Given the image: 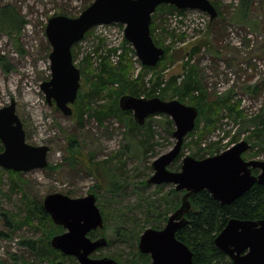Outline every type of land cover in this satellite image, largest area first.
Here are the masks:
<instances>
[{"label":"rangeland","instance_id":"rangeland-1","mask_svg":"<svg viewBox=\"0 0 264 264\" xmlns=\"http://www.w3.org/2000/svg\"><path fill=\"white\" fill-rule=\"evenodd\" d=\"M212 1L220 5L222 13V17L212 22L209 15L199 11H186L184 14L176 11L172 14L163 11L159 13V16L167 20L162 28L169 34L175 33L176 37L173 47L176 62L163 75L166 81L172 76H179L180 84L190 62L198 67L208 100L230 98L233 113L230 114L227 107L224 108L218 128L204 141L202 149L219 142L223 152L234 143L232 138L238 136L240 141L237 143L246 141L251 145V149L244 153V160L264 162V133L263 137H257L255 133L264 132V0H252L248 16H243L244 13L240 10L241 0ZM93 2L94 0H0V13L3 8H13L25 22L19 34L13 32L9 35L0 29V57H4L10 66L9 72H6L0 63V108L15 101L16 112L26 131L27 143L48 146L51 150L48 155L49 166L43 170L22 173L20 181H17L18 188L12 190L13 183L7 175L3 180L1 210L10 217L19 216L17 223H14L15 227L10 226L7 223L9 218L0 211V232L8 236L0 239V260L7 264H48L38 260L22 244L26 239L45 240L48 231L36 228L40 227L38 221L34 222V227H17L26 216L25 210H21L24 194L28 199L37 201H44L47 195L54 193L71 198H84L94 194L98 197V207L109 212L110 220L100 231L104 230V237L108 242L112 241V244L97 250L91 257H110L126 264L138 245L133 240H126L117 231L125 225L127 230H131L139 223L136 231L141 236L155 224L157 213H153V205H156L158 212L166 210L161 198L169 195L175 188L174 185L164 184L158 190L159 186L147 183L154 174V161L168 153L176 143L173 135L162 127L166 115L157 114L147 119L144 126L151 124L152 136L145 131L130 133L128 125L132 120L135 122L132 112L123 122L108 118L100 125L88 115L80 122L74 115V105L72 116H66L47 103L41 90V85L51 78L50 60L46 54L48 46L51 48L46 36L48 20L53 16L63 15L62 13L76 18ZM124 28L123 25L116 24L100 30L93 29L75 44V66L81 71L86 57H89L91 62L94 61L93 69L96 70L102 63L100 57L108 55V62L117 67L121 60L115 64L112 58L114 54L111 52L113 48H121L120 57L128 50L134 68L132 75L137 76L143 65L136 58V53L124 42L126 39L123 37L121 40L120 32ZM181 35L185 37L181 39ZM15 38L21 44L23 52L17 50ZM195 47L199 52L189 61ZM150 78L151 74L148 76ZM83 82L81 77V84ZM173 100L180 101L177 98H168L166 101ZM183 104L191 106L186 102ZM204 128L202 124L200 131ZM174 130L175 125L172 131ZM71 139L77 142V162L71 160ZM192 139L189 137L184 141L186 156L195 153ZM92 164L95 166V173L90 171ZM95 164H100L99 169ZM112 183L116 184L115 187ZM148 201L152 204L151 208ZM171 214L173 213L169 215ZM162 226L165 227L166 224Z\"/></svg>","mask_w":264,"mask_h":264},{"label":"water","instance_id":"water-1","mask_svg":"<svg viewBox=\"0 0 264 264\" xmlns=\"http://www.w3.org/2000/svg\"><path fill=\"white\" fill-rule=\"evenodd\" d=\"M161 5L199 11L209 15L211 21L219 15L210 0H94L76 18L64 15L50 18L46 36L51 45V78L41 85L47 103L64 115L72 116V105L81 87V71L74 64L72 48L100 25H123L125 39L132 45L141 64L155 68L165 54L151 35L152 15ZM119 107L122 111L132 112L139 126H144L150 116L164 114L170 117L175 125L173 137L176 143L168 153L154 161V174L148 184L174 185L176 191L185 192L181 207L169 217L163 229L150 228L141 235L139 251L150 256L151 261L147 264H193V252L176 237L187 223L190 197L205 190L220 204L230 205L255 184L264 186V162L244 160L243 154L251 149V145L241 141L229 150L203 160L185 157L180 171H171L169 167L180 155L185 138L195 129L198 108L177 100L167 102L160 98L145 99L130 95L121 97ZM0 142L4 147L0 152V168L26 173L49 166L50 147L27 143L15 101L0 108ZM253 170L259 173L254 175ZM43 205L53 223L66 230L51 240L52 248L76 258L79 264H121L110 257H91L108 245L106 238L93 240L88 236L105 227L94 194L84 198L49 194ZM215 246L233 264H264V220L231 219L215 239Z\"/></svg>","mask_w":264,"mask_h":264},{"label":"trees","instance_id":"trees-1","mask_svg":"<svg viewBox=\"0 0 264 264\" xmlns=\"http://www.w3.org/2000/svg\"><path fill=\"white\" fill-rule=\"evenodd\" d=\"M211 3L216 7L218 11V17H222L220 11V5L210 0ZM252 0H241L240 10L244 13L243 16H248ZM88 7V6H87ZM86 7V8H87ZM85 8V9H86ZM163 11L168 14L178 12L184 14V10H177L175 7L170 5H161L157 8L155 14L152 15L151 23V35L155 44L165 50L164 56L155 68H149L142 66L137 76H133V65L132 59L128 55V50L122 54L119 61V66L115 67L108 62L109 56H101L102 63L93 69V62L89 57H86L84 65L81 68V77H83V83L81 84L78 98L74 104V115L78 117L80 122L84 121L85 116L94 118L100 125H103L105 120L108 118H115L120 122L128 119L127 116H131V112L122 111L119 107V99L125 95H130L137 98H160L166 101L168 98L178 99L180 102L195 106L199 110V115L196 120V126L194 131L189 133L186 141L189 137L192 139V145L195 146V153L191 154V157L197 160H203L208 157H212L220 154V143H211L206 149H202L201 145L204 141L213 134L218 128L222 120V111L227 107L229 113H233L234 108L229 104L230 98H217L215 101L208 100L207 94L205 93L204 86L200 80L198 67L193 66L188 62V68L183 82L179 84V76H172L169 80H165L163 75L167 71V68L176 62V55L173 47L175 45V33L169 34L163 24L167 23L166 18L159 16V13ZM66 16L64 13H62ZM57 16V15H56ZM218 19V18H217ZM215 19V20H217ZM212 22V21H211ZM24 20L19 16L13 8L6 7L1 10L0 13V29L12 35L13 32L19 34L24 28ZM90 34V33H88ZM88 34L86 36H88ZM185 37L181 35V39ZM17 50L23 52L22 46L18 39H14ZM170 41V42H169ZM129 45L127 40H124ZM75 46L72 48L73 59L75 63ZM112 51V50H109ZM198 48L195 47L190 55L189 61L198 53ZM51 53V48H47V56ZM111 53L116 54V50ZM134 53V50H133ZM0 63L6 72H9L10 66L4 57H0ZM151 74V78L148 76ZM117 85V87L115 86ZM172 93V94H170ZM240 114V113H239ZM241 115V114H240ZM153 116H150L151 118ZM162 127L168 133L173 135V121L170 117L165 116ZM130 120H132L130 118ZM204 124V129L200 131V126ZM129 132L134 131L140 132L145 131L149 136H152L153 129L151 124L146 126H139L136 122H130ZM257 137L262 136L264 132H255ZM238 136L232 138L234 143L238 142ZM240 141V140H239ZM77 142L74 139L69 141V149L72 154V159L75 162L78 161V151L76 150ZM233 143V144H234ZM186 144H183L182 151L177 157L175 162L169 167L171 171L178 172L181 169L182 160L187 157L185 155ZM4 150L2 143L0 142V152ZM204 151L201 153V151ZM245 158V154L243 155ZM74 162V161H73ZM98 169L100 164H95ZM94 165L92 164L91 173H95ZM54 169V167L52 168ZM258 170H253V174L257 175ZM11 179L13 183V189L18 188V182L21 179L22 173L14 172L12 170H6L0 168V200L3 194L2 186L4 178ZM148 183V181H147ZM145 182V184H147ZM115 187L116 184L112 183ZM162 188L158 187V190ZM183 193V194H180ZM185 192H178L176 189H172L169 195L161 198V202L166 207V210L157 211L156 205H153V213H157V217L154 219V223L151 228L161 230L164 228L162 224H166L170 213L176 212L182 205V200ZM23 209L25 210V220H23L17 227H23L25 225L34 227V222H40V227L36 228L48 230L46 232L45 240H30L26 239L22 242L28 249H30L38 260L46 261L48 264H78L76 258L68 257L59 250L52 248L51 240L60 234L65 232L61 226H56L51 217L47 214L44 209L43 201H37L34 199H28L26 194L23 195ZM98 199V197H97ZM191 209L186 214L187 223L177 232L176 237L179 241L183 242L193 252V264H233L228 256L219 250L215 246V239L226 227L231 219L238 220H250V221H262L264 220V186L255 184L248 192L242 195L240 198L235 200L232 204L224 206L218 201L214 200L213 197L205 190L193 194L190 197ZM149 208L152 204L148 201ZM100 211L104 218L105 223L110 220L109 212L107 213L103 207H100ZM3 215L7 219V223L10 226H14L19 216L10 217L6 212L1 210ZM116 218V217H115ZM122 220V216H120ZM17 223V221H16ZM137 227L127 230L126 225L121 227L117 234L126 238V240L134 241L136 245L139 244L140 237L136 231L139 227V223H136ZM49 227V229H48ZM105 228V227H104ZM103 231L92 232L89 236L93 239L105 238ZM8 237L3 232H0V239ZM112 241L109 240L108 245H111ZM118 259V256H116ZM151 261L149 255L141 254L139 248H135V252L132 254L130 260L126 264H147ZM0 264H7L0 260ZM24 264V263H23ZM26 264V263H25ZM28 264V263H27Z\"/></svg>","mask_w":264,"mask_h":264},{"label":"built area","instance_id":"built-area-1","mask_svg":"<svg viewBox=\"0 0 264 264\" xmlns=\"http://www.w3.org/2000/svg\"><path fill=\"white\" fill-rule=\"evenodd\" d=\"M182 17V16H181ZM176 19H177V16L175 17ZM180 18V17H179ZM114 25H116V24H111V25H100V26H97V27H95L94 29H101V28H103V27H111V26H114ZM101 32H103V31H101ZM103 34H104V32H103ZM120 35H121V40H123L122 38L124 37V31L122 30L121 32H120ZM125 38V37H124ZM170 42V41H169ZM131 49H132V51L134 50L133 49V47H132V45L131 44H129L128 45ZM113 50H116V54L115 55H113L112 56V58L114 59V62H116L115 64H117V62H118V60L120 59V55H121V53H122V49L121 48H113ZM110 57H111V55H110ZM136 58H137V56H136ZM231 140V139H230ZM230 142V141H229ZM234 144L232 143L231 144V147L233 146ZM225 149V148H224ZM223 149V150H224Z\"/></svg>","mask_w":264,"mask_h":264},{"label":"bare ground","instance_id":"bare-ground-1","mask_svg":"<svg viewBox=\"0 0 264 264\" xmlns=\"http://www.w3.org/2000/svg\"><path fill=\"white\" fill-rule=\"evenodd\" d=\"M88 33H89V32H88ZM88 33H87V34H88ZM87 34H86V35H87ZM256 80H257V79H256Z\"/></svg>","mask_w":264,"mask_h":264}]
</instances>
